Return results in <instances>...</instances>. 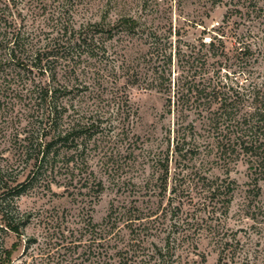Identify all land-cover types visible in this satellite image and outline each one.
I'll return each mask as SVG.
<instances>
[{"label": "rangeland", "instance_id": "rangeland-1", "mask_svg": "<svg viewBox=\"0 0 264 264\" xmlns=\"http://www.w3.org/2000/svg\"><path fill=\"white\" fill-rule=\"evenodd\" d=\"M67 1L75 29L100 23L111 36L101 145L87 157L94 184L62 173L31 184L21 165L4 170L0 186H11L23 221L18 234L0 231L5 264H139L157 251L176 264H201L202 257L219 264L222 242L231 248L221 264H264V173L239 151L219 154L224 126L214 127L215 106L187 92L189 83L208 79L264 84V0H43L47 12L32 25L24 0L16 10L30 30L41 25L43 40L54 23L48 14L66 10ZM219 36L223 48L209 47ZM247 48L250 57L240 52ZM83 97L86 109L93 102ZM16 103L11 115L23 129L31 112ZM6 148L0 145V166L14 163ZM203 178L234 182L226 215L202 198Z\"/></svg>", "mask_w": 264, "mask_h": 264}, {"label": "trees", "instance_id": "trees-1", "mask_svg": "<svg viewBox=\"0 0 264 264\" xmlns=\"http://www.w3.org/2000/svg\"><path fill=\"white\" fill-rule=\"evenodd\" d=\"M24 1L31 11L30 24H36L38 13L47 12L46 4L43 0ZM20 2L4 0L0 7V145H7L9 159L14 157L13 164L0 166V180L4 170L17 163L23 171H28L25 179L31 184L32 181L41 184L44 178L58 173L70 176L71 181L84 175L83 181L92 184L93 172L88 168L87 157L90 150L101 145L99 135L103 115L98 109L102 108L99 100L104 91L105 43L111 37L110 30L100 23L88 22L75 29L71 5H68L70 1H67L66 10L48 14V21L54 22L52 30L44 35L49 37L40 40L41 25L36 29L33 26L31 30L25 26L27 19L16 10ZM124 21L126 26L128 21ZM220 36L211 38L208 46L214 47L217 42V46L223 48ZM250 51L247 48L240 52L242 56L250 57ZM240 60L238 67L242 73L247 64L242 58ZM208 80L207 85L189 83L187 92L197 94V98L202 99V106H215L214 127L224 126L223 131H218L219 154L229 158L239 151L240 155L247 156L253 170L264 173V84H254L247 78L241 84L235 81L211 84ZM83 95L93 102L86 109L80 102ZM18 101L24 102L31 112L27 115L31 120L23 129L17 128V114L11 115ZM247 102L249 105L245 108ZM201 181L202 198L213 205L211 210L218 205L220 213L226 215L233 200L234 182L224 180L215 184L206 178ZM24 182L18 184L21 190L16 188L18 191L13 197H20L22 187L26 185ZM100 185L98 182L99 189ZM11 190L6 183L0 186V231L18 234L23 221L14 208ZM221 245L219 264L224 260L225 249L231 248L227 242ZM2 247L0 240V264H5L6 251ZM172 256L157 251L137 261L139 264H176L171 260ZM200 261L203 264L205 258Z\"/></svg>", "mask_w": 264, "mask_h": 264}]
</instances>
